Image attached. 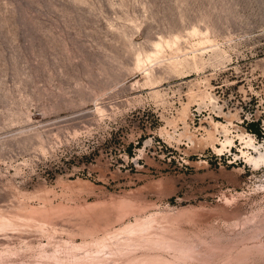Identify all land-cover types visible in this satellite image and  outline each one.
Masks as SVG:
<instances>
[{"label":"rangeland","instance_id":"374dc122","mask_svg":"<svg viewBox=\"0 0 264 264\" xmlns=\"http://www.w3.org/2000/svg\"><path fill=\"white\" fill-rule=\"evenodd\" d=\"M0 264H264V0H0Z\"/></svg>","mask_w":264,"mask_h":264}]
</instances>
